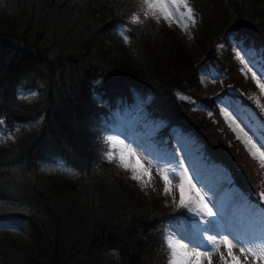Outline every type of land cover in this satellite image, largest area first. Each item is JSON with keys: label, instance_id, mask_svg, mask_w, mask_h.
<instances>
[{"label": "trees", "instance_id": "1", "mask_svg": "<svg viewBox=\"0 0 264 264\" xmlns=\"http://www.w3.org/2000/svg\"><path fill=\"white\" fill-rule=\"evenodd\" d=\"M189 1L206 64L229 77L235 48L264 65V0H225L220 11ZM139 5L0 0V264H166L165 234L190 231L193 217L160 197L143 202L106 158L105 136L126 114L134 145L218 190L219 214L232 198L247 212L264 207L261 167L224 126L196 64ZM224 94L264 121L243 91ZM57 162L75 174L42 168Z\"/></svg>", "mask_w": 264, "mask_h": 264}, {"label": "rangeland", "instance_id": "2", "mask_svg": "<svg viewBox=\"0 0 264 264\" xmlns=\"http://www.w3.org/2000/svg\"><path fill=\"white\" fill-rule=\"evenodd\" d=\"M138 1L140 8H142L143 0ZM224 1L225 0H212V3L217 11L222 9ZM167 2L171 3L172 0H167ZM184 2H186L187 7L191 8L192 18L195 19V24L191 23L188 19L187 10L183 6ZM176 3L179 5V8L173 12L174 18L170 16L168 20H165L158 10L156 11L155 16L152 15L151 11H149V15L158 21L161 26V31L166 32L169 36L176 40V42L184 49L187 57H189L190 60L196 64L198 82L206 95L213 96L215 98V102L218 106V113L224 126L229 130L232 138L236 140L246 154L261 167L262 174L264 175V160L260 158L259 152H257V149L264 151V148L260 147V142L258 140V136L261 134V131L259 130L263 129L264 131V121L262 119L258 120L257 114L254 115L250 109H247L248 105H244L246 108H243V106H239L238 103L231 101L228 97L226 98V96H224V99H221L219 96V93L226 91V89L230 91H243V94L247 97V99L258 107L261 115L264 117V91H261V89L257 86V80H259L261 84H264V76H262L258 71V68L261 67V65L257 64L254 60H251V57L249 54H246L245 51L241 50L237 52L235 48H232L234 52L232 59L237 68L233 71H230V69L223 70L230 73L229 77L222 71H218L212 66L206 64L203 60V44L198 36V27L196 26V23L198 22V15L191 7L189 0H176ZM185 24L187 27H183ZM125 29V26L120 27L123 37ZM158 36L160 37V33ZM230 44L234 47L236 43L235 41H230ZM250 60L252 61L251 63L249 62ZM249 69H251V71H249ZM253 73H256L255 79L253 78ZM230 78H233L234 83H231L232 81ZM127 116V114L125 116L123 115L118 128L111 129L105 136L104 142L108 147L107 153H112V160L114 159L117 161L119 164V170L134 184V190L143 202L152 203L160 197V202L164 207H182L180 205V192L178 190L181 180L171 179L170 176L169 187L171 191L168 194H165V185L161 179V175L169 174V170L172 168L176 169L185 186L186 203L188 202L187 196L190 189V186L187 183L188 177H192L193 183H196V176L193 175L189 166L185 168L188 170L187 172L182 171L180 169V164L177 162L166 161L169 164H164L165 167L161 166L159 161H154L155 158L151 154L154 152L150 149L151 146L149 144L136 142V145H134L130 141V138H128L135 133L131 134L129 127L127 126L129 123V119H126ZM119 128L121 131H119ZM108 137H111L112 142L106 143ZM249 140H251V143H249ZM253 144H255L256 147H253ZM128 149H131V152L134 153V155L129 154ZM121 150L124 152V162L129 165L127 168L120 163L119 152ZM137 161H139V164ZM141 165L142 167H140ZM42 168L45 169L46 173L55 172L57 174H68L71 176L75 174L69 167L64 168L61 162L46 164ZM202 175L203 174L200 172L199 176L201 179ZM133 176L140 177L141 179H133ZM196 188L200 190L202 195H205L206 200L216 202L218 190H215L209 195L206 193L205 188L201 187L200 184L197 183ZM191 194L195 197V190H192ZM209 206L211 207L212 204L209 203ZM184 208L185 211L193 217V220H201L203 218L201 216H196L194 211H189L186 207ZM213 211L217 212V208H213ZM226 212L227 215H219L217 212L218 217L222 216L221 223L224 225H227L229 220L243 218L248 214L245 208L238 203H235L234 198L230 201V206ZM182 223L186 225L185 221ZM1 228H5L3 224H0V229ZM173 232L177 231L173 228L170 233ZM212 234L213 233H205V235ZM216 239L220 242L219 247L208 252L206 255L204 254L203 248H194L185 240H180L178 242L186 245V251L189 253H201L202 264H209V257L211 258V264H223L221 255H223L227 264H233L232 257L228 255V250L222 242L224 237L216 236ZM227 239L231 240V236H228ZM233 243L235 244V241H233ZM231 251L233 256L239 257L241 264H264L262 261L254 260L251 255L245 256L244 254H241L239 245L233 247ZM164 253L166 257V264H168L170 249H168L166 245ZM192 259H195V256H193Z\"/></svg>", "mask_w": 264, "mask_h": 264}, {"label": "snow or ice", "instance_id": "3", "mask_svg": "<svg viewBox=\"0 0 264 264\" xmlns=\"http://www.w3.org/2000/svg\"><path fill=\"white\" fill-rule=\"evenodd\" d=\"M183 6L187 10L188 19L191 23L195 24V19L192 18V10L187 7L186 2L183 3ZM179 5L176 3V0H172L171 3H168L167 0H143V5L141 11L143 15L147 17L149 15V11H151L152 15H156V11L158 10L162 17L165 20H168L170 16H173L174 10H178ZM159 19V18H157ZM140 17L136 14H133L130 18V23H139ZM183 27H187V25H183ZM126 31V29H125ZM127 36H125V40ZM246 52V54H250V51L247 49H242ZM252 62L251 60L249 61ZM255 66V65H254ZM251 71V69H249ZM258 71L264 76V65L258 68ZM253 78H256V73H253ZM257 86L264 91V84H261L259 80H257ZM103 102L102 99L100 101ZM258 140L260 142V147L264 148V133H261L258 136ZM107 142H112L111 137H108ZM114 143V142H113ZM122 143V142H121ZM251 143V140H249ZM253 147H256L253 144ZM129 154L134 155L131 152V149H128ZM259 152L260 158L264 160V151ZM120 154V163L125 167H129L127 163H125L124 152L121 150ZM107 159H112V153H107ZM139 164V161H137ZM179 163V162H178ZM135 167V166H133ZM142 167V165L140 166ZM71 171V170H69ZM187 172V169L183 170ZM193 175L196 176V183H193L192 177H188L187 183L190 186L186 203L185 201V186L180 174L176 171L175 168L169 170V174L161 175V179L164 182V193L168 194L171 189L169 187V178L175 180H181L179 185L180 192V205L182 207H186L189 211H194L196 216L203 217L201 220H193V224L191 226L190 231H177L173 233L165 234V243L168 249H170L169 253V261L168 264H202L201 261V253H189L186 251V245L180 244L178 241L185 240L188 244H191L194 248H203L204 254L206 255L208 252L213 251L219 247V243L216 239V236H223V244L225 248L228 250V255L232 257L233 264H241L239 257L233 256L232 248L239 245L241 254L245 256L251 255L254 260H259L264 262V207H252L249 205V212L243 218L232 219L229 220L227 225L221 223V217H218L217 212L213 211V208H216L217 205L214 201L206 200L205 195H202L200 190L196 188V184H200L201 187L205 188L206 193L211 194V189L208 188L206 184L202 181L199 176V173L193 170ZM133 179H141L140 177L133 176ZM150 178V174H149ZM195 190V197L192 196L191 191ZM260 204L264 205V193H260ZM209 203L212 206H209ZM205 233H213L212 235H205ZM228 236H231V240L227 239ZM235 241V244L233 243ZM250 245V247H249ZM195 256V259L192 257ZM221 260L223 264H227V261L224 260L223 255H221ZM209 264H211V258L209 257Z\"/></svg>", "mask_w": 264, "mask_h": 264}]
</instances>
